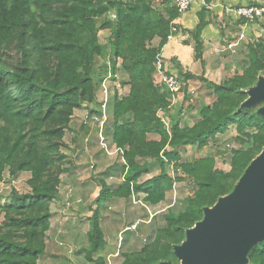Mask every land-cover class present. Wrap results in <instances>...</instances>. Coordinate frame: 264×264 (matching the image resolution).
Returning a JSON list of instances; mask_svg holds the SVG:
<instances>
[{
    "label": "trees",
    "instance_id": "trees-1",
    "mask_svg": "<svg viewBox=\"0 0 264 264\" xmlns=\"http://www.w3.org/2000/svg\"><path fill=\"white\" fill-rule=\"evenodd\" d=\"M171 1L160 0L165 7L156 10L151 0H0V176L6 169L31 176L28 193L12 191L9 201L0 204V264H37L44 255L50 205L58 195L59 174L67 171L60 153L64 131L74 111L95 102L100 85L108 75L115 78L118 69L127 77L122 85L129 86L128 94L119 97L115 91L105 112L111 111L107 132L119 160L95 177L99 193L88 219L89 246L79 252L94 264H106L100 255L106 246L100 204L142 195L145 209L156 207L175 181H192L195 189L182 208L162 215L164 223L140 249L123 252L120 264L177 263L173 248L186 230L202 219L204 208L232 191L261 152L264 118L238 110L246 90L264 76L260 43L249 46L241 73L209 85L214 100L202 109L201 119L190 127L176 123L169 132L164 129L158 112L166 111L171 94L154 85L153 74L156 58L173 34L170 24L179 17ZM206 10L197 13L191 35L195 59L204 48L201 33L212 22ZM101 31H109L104 44L98 39ZM156 37L159 44L153 48ZM98 107L89 113L100 114ZM231 125L242 138L233 139L239 148L232 151L229 171L215 170L213 158L180 163L183 148L201 149ZM170 165L185 177L167 176ZM153 168L160 174L142 182ZM109 179L120 181L109 184ZM248 261L264 264V242L251 249Z\"/></svg>",
    "mask_w": 264,
    "mask_h": 264
},
{
    "label": "rangeland",
    "instance_id": "rangeland-1",
    "mask_svg": "<svg viewBox=\"0 0 264 264\" xmlns=\"http://www.w3.org/2000/svg\"><path fill=\"white\" fill-rule=\"evenodd\" d=\"M151 1L153 3V7L156 10L164 9L165 5L161 4L160 0ZM193 2L196 22L194 24L195 26L190 27V29L185 33L186 35H189V37L180 36V34L184 33V31L181 32L175 23L180 17L179 15V17L170 24L171 26L175 25L178 31L169 36L166 44L161 48L159 56H157V58L163 61V63L166 65L165 70L167 72H172L180 77V79L184 82L183 89L185 88V91H183L182 95L174 97L168 96V106L166 111L162 110L158 112V117L162 122L164 129L168 132L171 126L176 123H178L181 127H190L197 119H201L202 109L205 106H209L214 100L213 89L209 85L222 84L224 81L232 78L234 75L241 73V67L244 65V60L247 57L249 46L257 43L264 44V16L255 21L253 24H248L246 27L247 30L244 32L246 37L243 39V41L237 42V38L242 31L239 28V25L242 22L241 20H238V18L233 13H226L227 8L231 9L246 4H257L264 2V0H236L235 4L232 3L227 7L223 6V11L220 16L217 13L218 11H213L214 13L212 12V10H216L215 8H210L211 5H213L214 0H193ZM227 4H229V2ZM169 6L173 7L172 1ZM208 7L209 9L206 10V15L211 10L210 15L212 16V21L214 22L211 29L217 32L218 35L228 34L227 37H224V40L222 38V41L225 42L223 43V49H221V52H226L223 55L220 54V56H215L211 55L213 52L211 49L205 51L202 50L201 55L196 59L194 58L195 53L193 47L190 50L192 52L188 51L187 53H180L178 50L181 49L180 45L187 43L188 39L190 41L192 40L191 35L195 32V27L198 24L197 13L201 10V8ZM216 15L219 16L218 19L215 17ZM232 15L235 17L232 18ZM236 21H239L238 25L235 23ZM205 28L203 30H205ZM175 35L177 36L176 39H174ZM108 36L109 31L99 32V42L103 44L106 43ZM200 37L202 39V33ZM230 42L236 44L234 51H232L233 49L227 48ZM192 43L193 40L191 41V44ZM158 44L159 38L156 37L151 41L150 46L156 48ZM11 56L16 57L14 53H11ZM172 56L173 58H171ZM174 56H178L179 59L181 58L184 64L182 67L180 65V61L178 62ZM104 62H107V64L109 63L107 58L104 59ZM170 68L177 70L171 71ZM121 73V70L118 69L115 78L109 75L107 76L103 84L100 85L99 92L95 96V102L88 104L85 103L83 104V107L75 110L71 116L68 127L64 131V137L62 140L63 146L60 149V153L65 156V159L62 160L61 166L62 168L67 169V171L59 174L58 195L51 203L50 209L52 213L51 219L54 220L58 218V220H64L63 223H57L59 228H63L62 231H64L63 241H61L60 238L58 239L60 242L59 246L66 252L69 250L71 252L69 251V253H67L68 255H65V251H63L64 254H62L60 260L63 261L64 258H66L68 261H70V264H94L93 259L92 261H89L86 258V255L84 256V253L79 252H82L83 249H87L89 246L87 232L89 231L90 225L88 219L91 216V208L95 207L94 201L98 196H96V194L99 192L95 184L92 185L87 181L89 180V175L90 177L95 178L100 174V172H102L101 168H97V163L94 161V157L92 155L93 152H97V149L93 148L91 150L89 145V136H82V132L78 127H76V125L74 126V123L78 122L80 127L86 114L89 112V109L97 107L98 104L104 99L109 101L115 91L119 97H123L128 94L129 86L122 85V83L126 81L127 77ZM179 73H181V75H179ZM188 75H190V78L186 80L185 77ZM153 82L157 88L165 91L164 86H162L160 82V73H156L155 69L153 74ZM104 89L106 90L107 96L103 98L102 94ZM260 106L261 104H258L251 110L256 113V110ZM105 110H107V108H105ZM111 117V111L108 109L104 128L109 127ZM89 129L92 132L91 134H95L97 137L96 139L98 140L99 128L95 125H91L89 126ZM248 131L250 133L252 132L250 130ZM86 137L89 138V142L84 140ZM236 137H241V135L238 134L236 126L231 125L223 135H218L215 140H210L209 143L201 149L196 147L183 148L181 151L180 163H191L198 158H213L214 169L227 172L230 169L232 151L239 148V145L233 141V139ZM148 138L158 139V137L155 135H149ZM75 140L82 141V152H85V154L88 155V162L85 163L87 165L82 168L78 178H76L77 175L72 176L75 168L74 164L76 163H74V159H72L75 155L74 150L77 149V147L74 145ZM97 144H99V142ZM104 146L106 148L105 143ZM98 148H101L100 145H98ZM103 152L108 158H112L109 159L110 161L116 160L117 157L119 158L120 154L119 151L116 152L115 149L110 148L107 150L108 153L105 151ZM102 154L103 153L100 152L97 155V158H100ZM173 170V166H168L166 175L171 176V178L185 177L181 170L175 173H173ZM159 174L160 170L158 168H153L151 174L143 176L141 181L143 182ZM30 179L31 176L29 173L25 172L13 175L10 169H6L0 176V204H4L9 201V196L11 195L12 191H15L19 194L28 193L30 191ZM115 182V179L108 180L109 184H117ZM83 185H86L84 187H86V191L88 190L87 195L83 194L85 191V189L81 187ZM194 189L195 187L192 181L186 179L175 181L173 183L172 189L166 193L165 200L156 207L148 206L147 209H145L141 203L142 195H136L134 198H132L131 204L140 208V210L142 209V212H144V215L140 214L136 217H134L133 214L127 213L128 210L126 212V209L124 206H122V202H124L123 199L116 200L115 198H112L108 202L100 204V215L102 221L101 227L103 224L104 230L103 228L102 230L104 238L111 235L114 237V240H117L113 244L109 242V239H107V241L105 240L106 246L100 255L104 257L106 264H120L122 260L121 254L123 252H132L138 250L140 248L139 245L137 246L134 243H130V238L136 237L138 235L143 236L139 243L140 245H143L152 235L154 229L164 223L162 215L166 214L169 209H173L174 212L179 211L182 208L183 201L192 194ZM73 218H78V223L72 224V222H74ZM134 219L137 220L134 222ZM65 220L67 223H64ZM1 221L2 217L0 216V222ZM104 221L105 223H103ZM109 222H111L112 225H106ZM120 222L121 225L119 226ZM137 222L140 223H138L136 228L133 230L130 223L135 225ZM67 231L69 234L65 233ZM120 231L121 233L118 234ZM108 250L109 253H107ZM115 254L118 255L115 257Z\"/></svg>",
    "mask_w": 264,
    "mask_h": 264
},
{
    "label": "water",
    "instance_id": "water-1",
    "mask_svg": "<svg viewBox=\"0 0 264 264\" xmlns=\"http://www.w3.org/2000/svg\"><path fill=\"white\" fill-rule=\"evenodd\" d=\"M239 111L251 110L264 118V76L246 90ZM264 242V147L250 162L232 191L203 209L200 221L186 230L184 240L173 248L177 263L248 264V254Z\"/></svg>",
    "mask_w": 264,
    "mask_h": 264
},
{
    "label": "crops",
    "instance_id": "crops-1",
    "mask_svg": "<svg viewBox=\"0 0 264 264\" xmlns=\"http://www.w3.org/2000/svg\"><path fill=\"white\" fill-rule=\"evenodd\" d=\"M236 0H214V2H213V5H211V7L210 8H215L216 10H212V12L214 11V12H216V11H218L217 13H218V15L220 16V14L222 13V7L223 6H225V7H227L228 5L230 6V4H232V3H236L235 2ZM229 2V4H227ZM242 5V4H241ZM193 7V8H192ZM192 7H191V10L190 11H188L187 13H185V14H183L182 16H180L179 18H178V20L175 22L176 24H177V27L179 28V30H181V32L182 31H184V33H182V34H180V36H182V37H189V35H186L185 33L187 32V30H189L190 29V27H193V26H195L194 24H195V22H196V18H195V13H194V6L192 5ZM207 9H209V7L207 8ZM211 11V10H210ZM209 11V16L207 17V18H211L212 19V16L210 15V12ZM213 12V13H214ZM218 15H216L215 17H217V19H218ZM214 17V16H213ZM232 18L233 17H235L234 15H232L231 16ZM214 20V19H213ZM235 23H237V25L239 24V21H236ZM213 24H214V22L212 21L206 28H205V30H203V32H202V42H203V45H204V48H203V50L205 51V50H209V49H211L213 52H212V54L211 55H215V56H220V54L221 55H223L226 51H224V52H221L222 50L221 49H223V43L225 42V41H222V38H223V40L225 39L224 37H227V35H224V34H222V35H218L217 34V32H215L214 30H212L211 29V27L213 26ZM241 25V24H240ZM239 25V28H241V26ZM229 29H230V27H229ZM186 30V31H185ZM247 30V29H246ZM188 34V33H187ZM175 38L174 39H176L177 38V36L175 35L174 36ZM185 39H187V38H185ZM191 39H192V37H191ZM184 40V39H183ZM192 41V40H191ZM191 41L188 39L187 40V43H185V44H181L180 45V47H181V49H178L179 50V52L180 53H187L188 51H190L191 49H192V47L194 48V42L191 44ZM231 43V42H230ZM169 48H171V47H169ZM186 49V50H185ZM203 51V52H204ZM219 51V52H218ZM190 52H192V51H190ZM214 53V54H213ZM190 54V53H189ZM178 55V54H177ZM190 56V55H189ZM193 56V55H192ZM175 58H176V60L179 62L180 61V65H181V67L184 65L183 64V61L181 60V58L179 59L178 58V56H174ZM171 58H173V56L171 57ZM166 66V65H165ZM170 70L171 71H175V70H177V69H171L170 68ZM181 80V79H180ZM182 81V80H181ZM183 82V81H182ZM76 125V127H78L79 128V130L82 132V136H89V138H90V142H89V145H90V148H91V150L93 149V148H96L97 150V152H93L92 153V155H93V157H94V161L97 163V168H101L102 169V172L103 171H105L106 169H108V168H110L111 166H113L114 164H116V162L119 160V158L117 157L116 158V160H109V159H112V158H108L107 156H106V154L103 152V150H100L99 148H98V145L99 144H97L98 143V140L96 139L97 137H96V135L95 134H91L92 132L90 131V129H89V127H86V129H84V127L85 126H80L79 127V124H78V122H75L74 123V126ZM73 126V127H74ZM108 128L109 127H106V128H104L103 129V133H104V136L106 137V145H108V148H110V149H115L113 146H111V144H110V138H109V136H108V132H107V130H108ZM75 142V147H77V149L76 150H74V152H75V155L73 156V158L72 159H74L73 161H74V165H75V168H74V173H73V175L72 176H76V178H78V175L81 173L80 171L82 170V168H84V166L85 165H87V164H85V163H87L88 161H87V154H85V152H82V149H83V145H82V141H77V140H75L74 141ZM115 151L116 152H118V150L117 149H115ZM100 152H102L103 154L101 155V157L100 158H97V155L100 153ZM109 152V151H108ZM107 152V153H108ZM96 159V160H95ZM110 164V165H109ZM76 169V170H75ZM101 173V172H100ZM96 178H97V176H96ZM115 183H119V179H115ZM87 182H89L90 184H95L96 185V183H95V178H92V177H90V175H89V180L87 181ZM84 186H86V185H83V186H81V187H83V189H85V191H84V195H87L88 194V190L86 191V187H84ZM96 188L99 190V188L97 187V185H96ZM99 193V192H98ZM98 193L96 194V196L98 195ZM116 200H120V199H117V198H115ZM123 201L124 202H122V206H124V208L126 209V212H127V210H128V212L127 213H130V214H133V216L134 217H136V216H139L140 214H142V215H144V212H142V209L140 210V208H138V207H136V206H133L132 204H131V201H132V199L131 200H125V199H123ZM92 208H94V207H92ZM89 212V211H88ZM125 213V212H124ZM126 214V213H125ZM74 219V222H72V224L74 223V224H76V223H78V218H73ZM53 219H50V228H49V230H48V232L46 233V241H45V244H46V249H45V253H44V255L39 259V261L37 262V264H70V261H68L66 258H64V260L63 261H61L60 260V258L62 257V254H64V252L63 251H65L63 248H61L60 246H59V241H58V239L60 238V240L61 241H63V235H64V231H62V229H60L59 228V226H58V224L59 223H63V221L64 220H58V218H56V219H54L53 221H52ZM135 220H137V219H134V222H135ZM51 221H52V223H51ZM62 221V222H61ZM108 221V220H107ZM134 222H132V223H134ZM58 223V224H57ZM64 223H67V221L65 220V222ZM103 223H105V221L103 222ZM132 223H130V224H132ZM112 225V223L111 222H109V223H107L106 225ZM121 225V222L119 223V226ZM126 225V224H125ZM124 225V226H125ZM102 228H103V224H102ZM126 228V227H125ZM150 228V227H149ZM103 230H104V228H103ZM109 230V229H108ZM107 230V231H108ZM57 231H59V232H57ZM109 232V231H108ZM66 234H69L68 233V231L67 232H65ZM121 233V231L118 233V234H120ZM118 234H117V236H118ZM110 236V237H109ZM108 237H106L105 238V240L107 241V239H109V242L111 243V244H113L115 241H117L116 239L114 240V237L113 236H111V235H109ZM143 236H140V235H138V236H136V237H132V238H130L131 239V241H130V243H134V244H136L137 246L139 245V247L141 248V246L142 245H140L139 243H140V240H141V238H142ZM54 240V241H53ZM143 241H145V240H143ZM116 244H117V242H116ZM139 248V249H140ZM70 251V250H69ZM69 251H65V255H68L67 253H69ZM71 252V251H70ZM107 253H109V250H108V252ZM106 253V254H107ZM72 262V261H71Z\"/></svg>",
    "mask_w": 264,
    "mask_h": 264
},
{
    "label": "built area",
    "instance_id": "built-area-1",
    "mask_svg": "<svg viewBox=\"0 0 264 264\" xmlns=\"http://www.w3.org/2000/svg\"><path fill=\"white\" fill-rule=\"evenodd\" d=\"M193 3H194L193 0H172V6L176 9V11L178 12L180 16L187 13L191 9ZM226 13L228 14L233 13L238 18V20H241L242 23L240 25L241 26L240 29L242 31L237 38V42L243 41V39L246 37L244 32L246 31L247 25L253 24L255 21L259 20L260 18L264 16V2H260L257 4H249V5L246 4V5L238 6V7L231 8V9L227 8ZM170 29L173 34L178 31L175 25L171 26ZM234 47H236V44L234 43H230L227 46L228 49H233L232 51L235 50ZM154 69L156 73L157 72L160 73L161 85L164 86V89L168 91L172 97L183 94V86H184L183 83L184 82L180 80V77L178 75L172 72H167L165 70V64L159 58H156V61L154 63ZM102 95H103V98L107 96L105 89L103 90ZM107 102H108L107 99L102 100L99 103V107H98V111H100L101 113L100 114H97V113L90 114L88 112L81 124L82 126H86V127L95 125L99 128V135H98L99 145L101 149H105L104 151L106 152H107V146L106 148L104 146L105 137L102 133V130L106 122L105 108H107L106 106ZM84 140L89 142L88 137H86ZM137 225H138V222L135 225L134 224L131 225V228L134 230ZM117 255L118 254H115V257Z\"/></svg>",
    "mask_w": 264,
    "mask_h": 264
},
{
    "label": "clouds",
    "instance_id": "clouds-1",
    "mask_svg": "<svg viewBox=\"0 0 264 264\" xmlns=\"http://www.w3.org/2000/svg\"><path fill=\"white\" fill-rule=\"evenodd\" d=\"M102 133H103V130H102ZM103 135H104V133H103ZM105 137V136H104ZM105 141H106V137H105ZM98 142H99V139H98ZM106 143V142H105ZM107 146V145H106ZM107 150H108V148H107ZM104 151V150H103ZM106 152V151H105ZM107 153V152H106ZM138 223H140V222H138ZM130 225H133V224H130ZM127 229V228H126ZM123 233V232H122ZM114 254V253H113Z\"/></svg>",
    "mask_w": 264,
    "mask_h": 264
}]
</instances>
